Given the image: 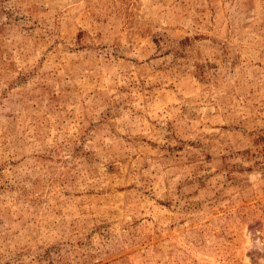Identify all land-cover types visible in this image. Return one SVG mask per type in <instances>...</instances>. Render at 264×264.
<instances>
[{
	"label": "rangeland",
	"instance_id": "374dc122",
	"mask_svg": "<svg viewBox=\"0 0 264 264\" xmlns=\"http://www.w3.org/2000/svg\"><path fill=\"white\" fill-rule=\"evenodd\" d=\"M0 264H264V0H0Z\"/></svg>",
	"mask_w": 264,
	"mask_h": 264
}]
</instances>
